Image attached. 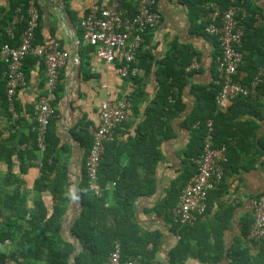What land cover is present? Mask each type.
<instances>
[{
	"label": "crops",
	"instance_id": "obj_1",
	"mask_svg": "<svg viewBox=\"0 0 264 264\" xmlns=\"http://www.w3.org/2000/svg\"><path fill=\"white\" fill-rule=\"evenodd\" d=\"M19 1L0 0V40L5 32L12 41L16 38L15 29L22 20L19 17L21 12L18 13L17 9L12 14L11 6ZM116 1L125 17H131L130 13L137 12L138 0H124L123 4L121 0H36L40 15L37 45L44 49L58 46L59 49L69 52L72 57L61 70L59 93L53 101L56 109L54 135L59 149L67 147L71 151L68 167L70 181L74 185L72 189L76 191L84 159V148L76 136L80 133L81 123L90 122L98 126L102 101L109 97L123 98L129 94L133 97L137 108L134 106L133 109L131 108L129 120L116 134L119 144H127L135 135L137 125L143 121L145 109L154 101L162 71L165 69L164 62L170 56L176 57V68L181 69L180 64H185V59L189 61L190 65H187L185 72L193 75L189 78L190 83L182 96L186 109L179 117L171 120L172 130L162 145L163 159L155 175L156 192L150 197H141L136 202L138 220L142 228L158 231L162 235L159 252L151 264H169V254L178 245L179 235L174 232L171 223L158 214L147 211L153 210L166 197L172 183L188 168L186 153L192 134L184 123L196 107L204 106L205 98L202 96V91L218 83L216 78H219L220 74L217 67L219 49L217 39L209 36L204 28L212 20V3L220 4L222 10L224 8L219 0H159L158 10L162 15V22L155 31L146 33L137 56L136 65L139 74L135 77L136 80H131L119 76V62L115 65L105 64L97 57L94 45L93 48L88 49L92 44L89 45L84 41L80 26L81 20L94 5L111 7ZM237 4L240 8L238 17L240 15L246 23L244 28L240 23L243 30L247 29L245 47L254 49L256 45L264 43V0H239ZM24 19L26 22V17ZM10 28L13 29L14 39L9 35ZM263 51L261 53L254 51L252 54L258 70L264 65ZM190 56H193L192 60ZM75 59H79V63H74ZM244 59L243 55L240 65L243 68L247 66ZM195 63L198 64V68L192 69ZM24 69L27 85L18 91L17 104L20 109L19 114L26 122L20 123L19 129L15 128V124L4 116L0 107V146L3 148L0 150L5 152L18 147L21 151H25V157L23 164L16 155L13 156L14 162L11 166L0 162V191L4 200L3 206L9 212L17 190L14 182L24 181L21 205L33 215L37 212L35 201L39 194L35 185L40 177L41 162L37 159H29L28 150L32 148L30 129L36 123L35 104L42 95L47 94V76L43 61L37 57H28ZM257 73L258 71L254 80ZM238 75V82L241 84L251 78V72L243 71L240 74L238 72ZM235 105L237 104L231 102L222 110L230 116L232 113L242 114L236 123L244 132L247 131L243 136L249 140L250 151L245 154L246 150H239L238 147L233 151L231 162L241 168L237 171L234 169L227 171L225 184L212 195L209 213L203 220L206 228H221L224 224L227 225L224 241L228 247H232L242 239L246 221L252 220L254 201L264 193V94L260 95L255 110L253 107L245 109ZM232 107L234 109L230 112ZM254 111L259 115L255 117ZM230 127L233 130V127ZM4 144L7 148H4ZM246 146L247 143L244 144V147ZM193 161L195 163V160ZM107 190H109L108 206L114 207L118 198L115 186L109 184ZM39 193L48 201L46 191ZM79 199L72 201L66 224L71 225L80 215L82 207ZM4 223L8 222L4 221ZM193 240L196 243V237H193ZM245 243L249 244L248 240H245ZM10 245L13 243L7 244ZM4 248L5 245H0V251L6 252ZM14 249L10 247L9 254ZM201 257L195 251V256L189 258L185 264H202Z\"/></svg>",
	"mask_w": 264,
	"mask_h": 264
},
{
	"label": "trees",
	"instance_id": "obj_2",
	"mask_svg": "<svg viewBox=\"0 0 264 264\" xmlns=\"http://www.w3.org/2000/svg\"><path fill=\"white\" fill-rule=\"evenodd\" d=\"M29 1L20 0L11 6L12 14L17 9H21L19 17L22 20L15 29V40L12 41L8 33L5 32L0 40V50L5 44L17 46L20 43V36L26 27L24 18L27 15ZM219 1L223 8L227 9L229 0ZM123 2L124 0H121L122 4ZM212 12L213 10L211 15ZM136 14L137 12L134 11L129 16L133 17ZM238 19L241 20V26L244 28L246 24L244 19L240 15ZM246 31L241 51L247 66L239 67L238 72L239 74L243 71L251 72V78L244 83L246 86H250L258 71L252 54L254 51L261 53L264 50V43L256 45V49H247L245 47ZM215 38L218 43L217 47L219 46L218 60L222 49L218 38ZM36 40L37 30L35 45H37ZM92 46H88V49ZM192 58L193 56H190V60ZM176 59V57L170 56L164 62L165 69L159 80V89L154 101L145 109L143 121L135 128V135L129 139L127 144H119L116 134L126 124L125 121L115 130L114 140L106 144L98 171V183L103 189L102 197H95L91 191L86 165L94 141L90 134V128L98 126H94L90 122L81 123L80 133L76 136L84 148V159L81 177L77 182L75 192L80 198L79 203L82 210L71 225L66 224L69 219L68 211L73 201L70 198V192L74 185L70 181L68 167L69 152L71 151L67 147L58 148L59 144L54 135L56 113L48 127L46 149L43 153L40 152L36 135L33 132L36 123L31 126L32 148L28 150L29 159H37L41 162L40 177L35 185L39 194L35 201L37 212L33 215L29 214L28 210L21 205L24 181L16 180L14 182L17 190H15L13 206L9 212L3 206L4 200L0 191V245H5L6 241H10L15 246L10 254L0 251V264H104L116 243L121 245L123 262L137 260L139 264H151L155 261L162 235L158 231L153 232L142 228L138 220L136 202L139 198L150 197L156 192L155 175L157 167L163 159L162 145L172 130L171 120L179 117L186 109L182 96L190 83L189 78L193 74L185 72L187 65H190L187 59H185V64H180L181 69L176 68ZM218 65L217 63V67ZM6 73L7 65L0 58V107L4 116L15 124V128L19 129L20 123L26 121L21 114L15 122L10 119ZM132 79L136 80L137 78ZM238 79L239 75L236 76V81ZM216 81L218 83L206 87L202 91L203 94L201 93L205 98L204 106L196 107L184 123L192 134L186 153L188 168L172 183L171 190L166 197L153 210L147 212H154L163 217L172 224L174 232L179 235L178 245L169 254V264H185L189 258L195 256V251L199 256H202L200 259L202 264H264V239L261 241L248 239L253 224V214L252 220L246 221L244 225L242 239L232 247H228L224 241V234L228 229L226 224L221 228H206L203 223L211 207L212 195L222 189L225 184L227 171L230 169L237 171L238 168H241L231 162L233 151H236L237 147L239 150H246L245 154L250 151L249 140L243 136V134H247L245 133L247 131L244 132L236 123L242 114L232 113L230 116L229 113L223 112L226 108L222 110L217 106L216 97L222 89L221 73ZM58 93L59 85L56 89V97ZM262 94H264V79L256 88L250 90L249 96L240 97L232 103L237 104L236 107L245 109L253 107L255 110ZM130 99L133 109L135 101L132 96ZM16 107L19 113L20 109L17 103ZM233 109L232 107L230 112ZM254 115L256 117L259 113L254 111ZM209 122H212L211 126ZM229 126H232L233 130ZM209 134L212 136L214 148L223 146L227 148V162L223 163L224 177L221 184L209 193L206 212L198 216L193 225H183L174 221L172 209L178 205L182 191L192 177L197 174L198 167L193 160H197L203 154L205 140ZM245 143H247L246 147H244ZM247 147L248 149H246ZM4 148H7L6 144H4ZM0 149L3 148L0 146ZM14 155L23 164L25 151H21L18 147H13L12 150L5 152L0 150V162L11 166L14 162ZM21 172L23 173V170ZM111 183H115L118 197L114 207L108 206L109 190H107V186ZM39 191H46L48 201ZM4 221L8 223H4ZM193 237H196V243L193 242ZM245 240H248L249 244H246Z\"/></svg>",
	"mask_w": 264,
	"mask_h": 264
},
{
	"label": "built area",
	"instance_id": "obj_3",
	"mask_svg": "<svg viewBox=\"0 0 264 264\" xmlns=\"http://www.w3.org/2000/svg\"><path fill=\"white\" fill-rule=\"evenodd\" d=\"M159 0H139L137 14L125 17L119 10L116 1L111 7L94 5L83 17L80 26L83 39L87 44L95 46L97 57L108 65L118 62V73L121 78H134L139 74L137 67L138 52L144 42L147 32L155 31L162 22V15L158 10ZM239 0H230V6L223 11L221 5L212 3V20L205 32L218 38L222 54L218 58V69L222 74V89L216 97L219 109L227 108L230 103L240 97H247L250 90L257 87L264 79V65L258 70L255 80L250 86L235 80L239 67L243 61L242 45L244 30L238 19ZM18 13L21 9H18ZM40 15L36 7V0L29 1L26 15V27L20 36L17 46L5 44L0 50L1 61L7 65V100L10 119L15 122L20 118L16 103L18 91L27 85L24 69L28 57L41 59L46 68L47 94L42 95L35 104V122L33 132L39 145L40 152L46 149L48 127L56 113L53 106L55 92L60 80L61 70L72 58L67 51L59 49H44L35 45V34L39 27ZM9 35L14 39L13 29ZM74 63H79L75 59ZM198 68L195 63L192 69ZM130 95L123 98H107L102 101L99 110V125L91 127L93 146L87 158V174L89 186L95 197L103 196V189L98 183V171L105 152L106 144L115 138V130L130 118ZM212 125V122H209ZM227 162V148H214L211 134L205 140L203 154L195 160L198 167L188 185L182 191L178 205L172 209L175 222L193 225L198 216L203 215L208 207V196L222 182L224 177L223 163ZM115 186V183H111ZM109 185L107 186V188ZM248 239L261 241L264 239V193L254 201L253 224ZM6 244H11L6 241ZM104 264H139L137 260L122 261V248L116 243Z\"/></svg>",
	"mask_w": 264,
	"mask_h": 264
},
{
	"label": "clouds",
	"instance_id": "obj_4",
	"mask_svg": "<svg viewBox=\"0 0 264 264\" xmlns=\"http://www.w3.org/2000/svg\"><path fill=\"white\" fill-rule=\"evenodd\" d=\"M70 198L73 201H77L79 199V197L76 195L75 189L71 190V192H70ZM5 245H7V244H5Z\"/></svg>",
	"mask_w": 264,
	"mask_h": 264
},
{
	"label": "rangeland",
	"instance_id": "obj_5",
	"mask_svg": "<svg viewBox=\"0 0 264 264\" xmlns=\"http://www.w3.org/2000/svg\"><path fill=\"white\" fill-rule=\"evenodd\" d=\"M5 247H6V248H4L3 250L6 251V252H8V250L10 249V247H13V249H14V245H10V246L5 245ZM7 248H9V249L7 250ZM12 251H13V250H12ZM8 253H9V252H8Z\"/></svg>",
	"mask_w": 264,
	"mask_h": 264
}]
</instances>
